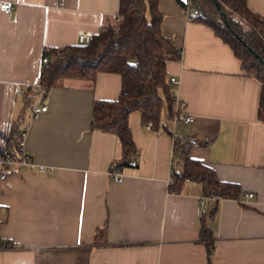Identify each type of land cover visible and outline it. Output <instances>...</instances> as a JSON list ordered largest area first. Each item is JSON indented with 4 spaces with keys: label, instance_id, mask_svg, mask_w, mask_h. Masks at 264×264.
Returning a JSON list of instances; mask_svg holds the SVG:
<instances>
[{
    "label": "crops",
    "instance_id": "1",
    "mask_svg": "<svg viewBox=\"0 0 264 264\" xmlns=\"http://www.w3.org/2000/svg\"><path fill=\"white\" fill-rule=\"evenodd\" d=\"M64 1L0 0V161L23 116L26 152L37 166L0 180V264H264L259 79L242 70L212 28L189 19L176 0H159L163 31L182 51L167 63L169 80H178L171 89L193 122H182L181 134L173 117L166 132L147 129L141 113H131L138 165L121 167L116 181L109 171L124 158L122 143L92 128V112L96 100L119 98L121 75L61 79L42 99L46 111L34 117L26 108L47 48L77 45L80 31L98 34L119 16L120 0ZM4 2L13 4L10 11ZM247 4L264 18V0ZM175 137L193 141L191 156L212 166L219 180L239 184L240 198L206 196L194 181L170 191ZM249 193L255 196L247 199ZM204 223L212 232L211 256Z\"/></svg>",
    "mask_w": 264,
    "mask_h": 264
},
{
    "label": "trees",
    "instance_id": "2",
    "mask_svg": "<svg viewBox=\"0 0 264 264\" xmlns=\"http://www.w3.org/2000/svg\"><path fill=\"white\" fill-rule=\"evenodd\" d=\"M176 1L189 12L197 10L199 14L195 19L212 28L230 45L247 75L259 79L258 119L264 122V18L249 8L247 0ZM160 3L159 0H120L119 16L104 24L90 43L45 50L48 61L38 82L42 97L64 78L94 81L102 72L121 75L119 98L96 100L92 112L93 129L112 132L120 138L124 153L120 168L130 164L139 150L129 126L131 113L139 111L144 124L151 121L153 129L166 132H169L166 121L175 116L177 99L171 89L167 63L180 59L182 51L163 31L165 17ZM26 100V108L31 107V101ZM25 130L21 116L13 123L7 141V154L13 159L19 155L18 146ZM192 144L191 140L174 138L173 153L179 165L172 174L170 191L180 193L185 183L194 181L202 184L206 196L240 198L243 191L239 184L219 180L212 166L191 156ZM201 237L208 240L211 256L212 232L206 223Z\"/></svg>",
    "mask_w": 264,
    "mask_h": 264
},
{
    "label": "built area",
    "instance_id": "3",
    "mask_svg": "<svg viewBox=\"0 0 264 264\" xmlns=\"http://www.w3.org/2000/svg\"><path fill=\"white\" fill-rule=\"evenodd\" d=\"M59 4L64 5L65 1L60 0ZM12 6L13 4L11 2H4L1 4V8L6 11H10ZM197 14H199V12L197 10H193L192 13L191 12L188 13V18L194 19V17H196ZM94 35L95 34L89 31H83V30L80 31L78 34L79 44L90 43L91 40L94 38ZM43 57H44L43 64H45L48 61V56L44 54ZM170 82L177 83L178 80L177 78L172 77L170 78ZM25 96L27 99L31 101L30 104H31L32 114L34 117L38 116L41 112H44L47 110L48 106L45 105V103L43 104V101H42L43 97L40 92L39 83L32 85L31 88L28 91H26ZM175 106H176L175 116H174L175 122L176 121L185 122V123L193 122V116L186 112L185 108L181 106V103L178 100H176ZM145 127L147 129H152L153 123L150 121L145 124ZM26 132L27 130L22 132V138L18 146V154H19L18 157L13 159L12 156L7 154L6 157L0 161V180H2L6 175H8V172L14 170L15 168L27 166V167H30L31 169H34L37 167L32 157L26 152V148H25L26 147L25 145ZM129 163L130 164L128 165L130 167H136L138 165V161L136 159L130 161ZM170 165L172 167L171 174H173V172L175 171L177 167L176 157L174 153H173L172 159L170 160ZM37 170L43 173V171H45V167L39 166ZM109 174L114 180L116 179V181H121L123 179V173L121 171V168L118 166V164H114L111 167ZM172 182H173V177H172ZM254 196H255L254 193H249V195L247 194L245 197H247V199H250V198H253ZM0 210H1V206H0ZM0 224H1V219H0ZM2 247H3V243H2V238L0 235V252L2 250Z\"/></svg>",
    "mask_w": 264,
    "mask_h": 264
},
{
    "label": "rangeland",
    "instance_id": "4",
    "mask_svg": "<svg viewBox=\"0 0 264 264\" xmlns=\"http://www.w3.org/2000/svg\"><path fill=\"white\" fill-rule=\"evenodd\" d=\"M170 123H172L171 125L174 124L173 122H170ZM176 124H177L176 125V129L178 128L177 132L180 133V131H182L181 134H183L184 132H183V130H181V128L185 127L186 125L184 123H182V122H179V123L176 122ZM172 127H173V131L176 132V129H175L174 125Z\"/></svg>",
    "mask_w": 264,
    "mask_h": 264
},
{
    "label": "water",
    "instance_id": "5",
    "mask_svg": "<svg viewBox=\"0 0 264 264\" xmlns=\"http://www.w3.org/2000/svg\"><path fill=\"white\" fill-rule=\"evenodd\" d=\"M219 4V3H218ZM223 13V12H222ZM253 50V49H252ZM262 60V59H261Z\"/></svg>",
    "mask_w": 264,
    "mask_h": 264
}]
</instances>
